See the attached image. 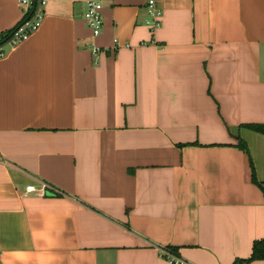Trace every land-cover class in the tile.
<instances>
[{"label": "crops", "instance_id": "obj_1", "mask_svg": "<svg viewBox=\"0 0 264 264\" xmlns=\"http://www.w3.org/2000/svg\"><path fill=\"white\" fill-rule=\"evenodd\" d=\"M45 1L0 59L3 263L249 259L264 239V134L248 128L264 125V0H158L154 34L149 0H104L97 38L88 0ZM24 15L0 0V37ZM43 182L60 194L27 192Z\"/></svg>", "mask_w": 264, "mask_h": 264}, {"label": "built area", "instance_id": "obj_2", "mask_svg": "<svg viewBox=\"0 0 264 264\" xmlns=\"http://www.w3.org/2000/svg\"><path fill=\"white\" fill-rule=\"evenodd\" d=\"M104 0H88L87 11L85 19L93 31L95 38L99 37L104 29ZM21 4L24 6L25 15L21 23L9 32V36L6 39H0V59L6 56L5 48H15L23 42L27 41L34 33H36L42 26L45 19V6L47 2L45 0H21ZM33 9V11H32ZM148 13L146 24L154 34L163 26V10L158 6V0H149ZM4 40V41H3ZM95 54L99 53V49L95 48ZM27 192L36 193L40 196L45 195H58V191L55 187L48 183H41V187L38 189L35 186H28ZM162 256L171 264H194L186 261L185 259L176 256L168 249H161ZM0 264H4L2 261V255L0 253Z\"/></svg>", "mask_w": 264, "mask_h": 264}, {"label": "trees", "instance_id": "obj_3", "mask_svg": "<svg viewBox=\"0 0 264 264\" xmlns=\"http://www.w3.org/2000/svg\"><path fill=\"white\" fill-rule=\"evenodd\" d=\"M32 11H33V9H32ZM8 34L6 36L0 37V39L1 38L6 39L9 36ZM248 128L264 134V125H249ZM239 147L248 153V146L243 140L239 141ZM251 167H252V171H253L254 183L259 185L264 191L263 185L261 183H259L257 180L256 173H255V167H254V164L252 161H251ZM254 261H264V239L256 241L253 245V252H252L251 257L247 260H241L240 262H241V264H251Z\"/></svg>", "mask_w": 264, "mask_h": 264}]
</instances>
